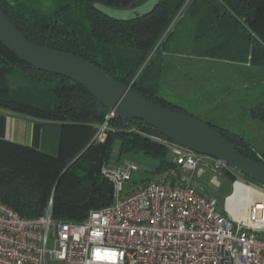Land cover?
<instances>
[{
	"label": "trees",
	"instance_id": "16d2710c",
	"mask_svg": "<svg viewBox=\"0 0 264 264\" xmlns=\"http://www.w3.org/2000/svg\"><path fill=\"white\" fill-rule=\"evenodd\" d=\"M143 1L69 0L53 9L46 2L39 15L34 10L40 9L21 1L0 0V11L29 42L88 60L151 102L182 114L190 115L158 95L157 76L152 72L156 58L169 46L173 26L181 20L189 18L197 27L204 26L207 46L222 27L225 41L209 48H224L228 56L208 50L203 56L264 68V0H158L149 12L126 20L98 8L128 9ZM0 109L41 121L43 127L40 148L0 139V200L21 217L42 216L51 199L53 220L84 221L90 211L113 202L112 184L101 175V168L118 164L128 155L156 162L150 174L134 176L135 188L148 183L155 173L177 170L167 157L168 139L139 121L115 115L107 121L105 138L94 142L97 126L109 110L81 85L32 67L1 43ZM249 115L264 122V101L253 106ZM210 125L238 153L264 164V154L248 140ZM225 175L234 180L228 170Z\"/></svg>",
	"mask_w": 264,
	"mask_h": 264
},
{
	"label": "built area",
	"instance_id": "2783aa9c",
	"mask_svg": "<svg viewBox=\"0 0 264 264\" xmlns=\"http://www.w3.org/2000/svg\"><path fill=\"white\" fill-rule=\"evenodd\" d=\"M115 115L109 110L94 142L105 138ZM165 143L176 171L155 173L135 188L134 176L150 170L131 162L103 166L113 202L82 222L53 220L51 199L37 218L21 217L0 200V264H264V186L234 181L220 208L198 177L207 169L218 185L228 166ZM237 192L231 211L228 203Z\"/></svg>",
	"mask_w": 264,
	"mask_h": 264
},
{
	"label": "water",
	"instance_id": "95a60500",
	"mask_svg": "<svg viewBox=\"0 0 264 264\" xmlns=\"http://www.w3.org/2000/svg\"><path fill=\"white\" fill-rule=\"evenodd\" d=\"M149 1L151 0L133 4L127 9L129 15L126 19L149 12L157 2L147 12L138 9ZM0 43L32 67L67 77L81 85L101 105L113 110L118 117L146 124L156 129L168 141L196 154L220 161L264 186V164L238 153L210 124L151 102L129 86L114 80L88 60L29 42L1 11Z\"/></svg>",
	"mask_w": 264,
	"mask_h": 264
},
{
	"label": "rangeland",
	"instance_id": "374dc122",
	"mask_svg": "<svg viewBox=\"0 0 264 264\" xmlns=\"http://www.w3.org/2000/svg\"><path fill=\"white\" fill-rule=\"evenodd\" d=\"M21 1L28 8L40 9L34 10L39 15L43 14L42 5L46 2L50 4V8L58 7L60 5L64 6L69 0H17ZM157 1L151 0L147 3L142 4L138 9L147 12ZM98 8L105 14L117 18L126 19L129 15L127 9H118L113 7H108L104 5H98ZM173 37L169 41L173 49L179 50L181 52H188L196 54L199 48L207 41L208 34L204 26L197 27L194 20L185 18L173 26ZM222 32V27H218L215 31V36H211V40L208 44L211 46L223 43L226 39L225 35H220ZM241 45V44H240ZM201 46V47H200ZM208 50V48H206ZM219 54L220 56H228L226 50L215 47L212 50H208V53ZM222 60V59H219ZM232 62V61H231ZM247 63V62H245ZM187 67V64L184 65ZM220 64L216 65V70L207 72L204 75H199L197 77L196 73H186L187 76L192 78V90H182L179 91L174 96L170 95V98L179 103L184 107L188 114L196 118L200 116L202 109L206 108L210 104L214 103L216 99L224 100L219 103L218 106H214L215 110L212 113L214 119L218 120L219 124L226 126L233 130V132L240 134L248 140L255 148L264 154V129L253 128L254 125H263L264 122L256 121L249 122L248 111L253 106L257 105L264 100V68L255 67L257 71H253L252 74L242 73L241 71L233 72L228 67H219ZM198 70V65L195 66ZM211 69V68H210ZM244 84H249L244 86ZM248 113V114H247ZM203 118V117H201ZM252 119V118H251ZM249 126V127H248ZM264 127V126H262ZM117 147L114 148L112 153V158L116 157ZM168 159H172L173 154L171 149H168L167 153ZM124 162H131L141 169H146L153 171L156 162L145 157L128 155L123 157L118 164ZM205 162L212 163V159H206ZM116 164V163H113ZM233 176V179H229L225 172L221 171L220 176H217V183L213 182L215 174L205 169L204 172L198 177L200 183L205 186L207 193L217 199L219 207H223V202L226 197H228L232 191V183L234 181H239L241 183L252 185L253 187L259 188V185L253 184L246 180L244 176L237 172L236 170L228 167L227 169ZM220 170L217 171V174ZM150 174V173H148ZM255 193L251 192V196ZM240 195L235 193L228 203V208L231 211L236 209ZM264 237V235H262Z\"/></svg>",
	"mask_w": 264,
	"mask_h": 264
},
{
	"label": "crops",
	"instance_id": "0c3cea01",
	"mask_svg": "<svg viewBox=\"0 0 264 264\" xmlns=\"http://www.w3.org/2000/svg\"><path fill=\"white\" fill-rule=\"evenodd\" d=\"M205 43L202 45V48H199L201 50H198V53L196 54L181 52L179 50L173 49L170 44L168 48L161 53V55H158L154 62V66H152V72H155L154 75L157 76L156 84L158 95L184 109L182 105L173 101L170 98V95L174 96L182 90H192V78L187 76L186 73H196L197 77H199V75H204L209 71H215L217 68V64H220V68L228 67L233 72L241 71L242 73H247L250 75L253 71H257V68L253 67L248 62H231L227 60H219L217 58L203 56L205 55L204 52L206 48H208V50H211L209 48L211 45L209 44L207 46V44ZM185 64H187V67L184 66ZM197 65L198 70L195 69V66ZM248 85L249 84H244V86L249 87ZM221 101L224 100H220L219 102V99H216L214 103L202 109V111L200 112V116L196 117L212 125L233 132V130L226 128V126H223L222 124H219L218 120L214 119L212 116V113H214L215 110L214 106H218ZM248 116L249 122H255L253 119H251L249 114ZM41 123V121L26 118L0 109V139L24 146L40 148L42 145L43 137V127ZM262 126H264V124L254 125L252 129L255 127L258 129H264V127ZM238 135L241 136L240 134ZM47 264L61 263L56 260H49L47 261Z\"/></svg>",
	"mask_w": 264,
	"mask_h": 264
}]
</instances>
